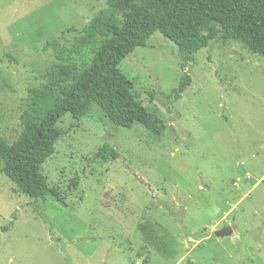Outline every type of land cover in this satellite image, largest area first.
<instances>
[{
	"label": "rangeland",
	"instance_id": "374dc122",
	"mask_svg": "<svg viewBox=\"0 0 264 264\" xmlns=\"http://www.w3.org/2000/svg\"><path fill=\"white\" fill-rule=\"evenodd\" d=\"M106 4L0 0L5 142L22 131L32 87H68L85 67L79 58L56 59L46 41L71 25L82 28ZM148 42L120 68L163 120L162 133L116 126L95 104L80 121L64 115L58 126L67 133L43 164L55 194L35 201L0 175V264H264V55L216 39L185 61L161 32ZM185 73L191 85L168 102L162 94ZM105 144L119 158L99 156ZM145 223L176 238L174 258L144 241ZM230 225L231 235H215Z\"/></svg>",
	"mask_w": 264,
	"mask_h": 264
},
{
	"label": "trees",
	"instance_id": "16d2710c",
	"mask_svg": "<svg viewBox=\"0 0 264 264\" xmlns=\"http://www.w3.org/2000/svg\"><path fill=\"white\" fill-rule=\"evenodd\" d=\"M157 31L177 44L185 61L216 39L238 41L264 55V0H107L82 28L71 25L46 41L43 49L52 51L56 59L79 58L85 67L73 75L68 87L57 90L43 84L29 90L20 135L12 143L0 137V175L5 174L19 192L33 200L46 201L55 192L43 164L67 133L58 122L67 113L80 121L90 114L92 104L116 126L132 128L139 123L159 136L165 128L163 120L143 105L134 93V80L120 68L137 47L149 46ZM71 33L77 34L69 38ZM191 83L192 77L185 73L179 85L162 96L176 102ZM148 93L152 102L154 93ZM99 156L107 160L120 155L105 144ZM140 230L144 241L157 251L171 258L177 255L178 242L168 230L156 232L149 223Z\"/></svg>",
	"mask_w": 264,
	"mask_h": 264
},
{
	"label": "water",
	"instance_id": "95a60500",
	"mask_svg": "<svg viewBox=\"0 0 264 264\" xmlns=\"http://www.w3.org/2000/svg\"><path fill=\"white\" fill-rule=\"evenodd\" d=\"M235 229V226L230 225V226H224L221 229H218L215 231V235L218 237H225L229 236L233 233ZM184 264H195L193 261H191L189 258H185L183 260Z\"/></svg>",
	"mask_w": 264,
	"mask_h": 264
}]
</instances>
